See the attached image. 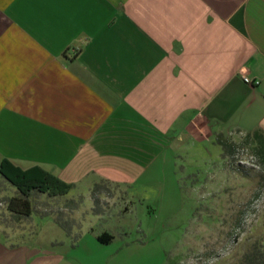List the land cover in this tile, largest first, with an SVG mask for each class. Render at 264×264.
Masks as SVG:
<instances>
[{
	"label": "crops",
	"instance_id": "0c3cea01",
	"mask_svg": "<svg viewBox=\"0 0 264 264\" xmlns=\"http://www.w3.org/2000/svg\"><path fill=\"white\" fill-rule=\"evenodd\" d=\"M219 135L245 137L264 164V0H0V165L74 186L34 197L22 219L0 175V207L32 227L2 233L0 264H88L89 233L68 235L58 213L92 223L81 211L98 184L106 207L128 188L161 204L176 153ZM34 212L48 216L39 228Z\"/></svg>",
	"mask_w": 264,
	"mask_h": 264
},
{
	"label": "rangeland",
	"instance_id": "374dc122",
	"mask_svg": "<svg viewBox=\"0 0 264 264\" xmlns=\"http://www.w3.org/2000/svg\"><path fill=\"white\" fill-rule=\"evenodd\" d=\"M223 139L228 156L214 143L182 146L167 167L161 204L162 195L139 188L117 192L109 207L84 204L82 217L92 223L79 219L74 231L89 233L80 248L88 264H246V255H264V164L245 137ZM6 208L0 207V238L7 228L28 235L30 221H15ZM37 212L34 228L48 218ZM102 232L113 240L94 248L93 234Z\"/></svg>",
	"mask_w": 264,
	"mask_h": 264
},
{
	"label": "trees",
	"instance_id": "16d2710c",
	"mask_svg": "<svg viewBox=\"0 0 264 264\" xmlns=\"http://www.w3.org/2000/svg\"><path fill=\"white\" fill-rule=\"evenodd\" d=\"M217 143L223 147L225 155H230L229 144L223 139L222 135L217 138ZM0 175L8 180L17 190V197L9 199L8 209L14 214H18L24 218H29L34 210L33 198L37 195H47L51 198L60 197L69 194L73 189V185L67 184L60 179L50 175L40 168H33L28 171H21L15 168L9 161H3L0 165ZM110 194L104 185H95L92 196L96 205L98 204L99 194ZM83 203V199L77 201H68L65 204L67 210H77ZM96 210V209H94ZM58 224L68 234L72 235L74 225L73 222L64 215L58 213ZM113 237L107 233L98 237V241L102 244H110ZM246 264H264V255L254 252L246 255L244 258Z\"/></svg>",
	"mask_w": 264,
	"mask_h": 264
},
{
	"label": "built area",
	"instance_id": "2783aa9c",
	"mask_svg": "<svg viewBox=\"0 0 264 264\" xmlns=\"http://www.w3.org/2000/svg\"><path fill=\"white\" fill-rule=\"evenodd\" d=\"M239 75L241 79L243 80L244 83L249 84V85H258L259 81L258 80H253L249 76V72L247 68H241L239 71Z\"/></svg>",
	"mask_w": 264,
	"mask_h": 264
}]
</instances>
